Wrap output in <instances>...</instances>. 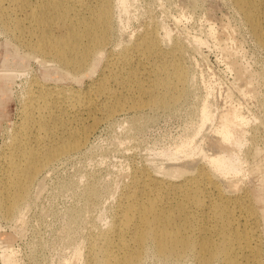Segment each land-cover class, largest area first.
<instances>
[{
  "label": "bare ground",
  "instance_id": "obj_1",
  "mask_svg": "<svg viewBox=\"0 0 264 264\" xmlns=\"http://www.w3.org/2000/svg\"><path fill=\"white\" fill-rule=\"evenodd\" d=\"M116 1L122 9L127 7L126 0H0V22H14L10 27L2 23L3 30L20 38L30 54H41L75 76L97 56L108 58L105 75L84 92L35 83L25 109L29 122L2 159L0 202L4 200L1 207L8 216L22 219L40 174L52 161L79 151L103 119L131 107L165 109L186 92L189 71L182 63L185 44L179 39L164 45L158 29L146 27L125 38L121 51L110 49ZM234 2L264 44V0ZM224 49L228 58L233 57ZM230 66L236 62L230 60ZM245 72L238 68L236 79L248 85L251 80ZM9 77L0 73V107L8 96ZM202 108L201 128L217 118L215 137L209 139L216 150L208 154V139H202L206 147L195 140L196 145L176 146L170 156L165 151L170 158L165 165L159 163L157 168L154 163L155 168L138 167L132 173L130 169L131 177L119 190L117 215L106 225L108 229L92 239L86 264H140L149 243L157 255L193 254L198 264H264V162L258 186L245 187V178L254 172L253 168L245 172L246 177L240 176L245 158L237 148L244 143L245 118L231 105L217 116L206 104ZM76 252L70 264H78L84 251ZM0 257L6 264H17L7 248Z\"/></svg>",
  "mask_w": 264,
  "mask_h": 264
},
{
  "label": "rangeland",
  "instance_id": "obj_2",
  "mask_svg": "<svg viewBox=\"0 0 264 264\" xmlns=\"http://www.w3.org/2000/svg\"><path fill=\"white\" fill-rule=\"evenodd\" d=\"M117 2L112 48H109L114 52L121 51L127 37H133L146 27L157 28L164 37V45L179 39L185 44L182 63L189 71V81L185 85L187 94L165 109L147 105L131 107L99 122L84 147L52 161L40 174L23 209L24 218L8 216L1 207L4 200L1 201L0 255L7 248L12 251L17 264H70L76 251H84L81 253L84 259H79L80 254L77 263L86 264L92 239L108 229L106 225H111L117 215L118 196L131 177L130 172L138 167L165 165L169 163L171 152L178 147L200 144L202 139H208L205 141L207 147L203 140L201 142L208 148H204L206 153L216 150L211 138L216 134L217 118L209 121H212L211 125L208 122L203 128L200 126L205 104L216 116L219 110L231 105L245 118L244 143L240 150L237 148L245 158L242 162L245 163L244 172L240 176L246 177L245 172L254 168V172L245 178V187L255 188L260 183L259 173L263 171L260 165L264 162V44L243 11L234 0H126L125 9ZM2 23H8L10 27L14 22L2 19L0 22V73L10 75L8 96L0 107V184L2 159L7 147L22 135L29 122L25 109L35 85L40 82L43 86H62L84 92L105 75L108 60L107 54L99 55L75 76L55 61H46L41 54H30L20 38L3 30ZM226 27L228 32L223 29ZM224 48H228L233 57L229 59ZM230 60L236 62L235 67L230 66ZM238 68L248 74L246 76L251 80L248 85L244 84L245 80L242 83L236 79ZM197 129H201L204 138ZM195 140L199 141L196 143ZM261 237L264 241V232ZM155 252L149 243L140 264H198L193 254L179 257L160 256ZM216 263L220 264L218 261L213 264ZM0 264H6L2 257Z\"/></svg>",
  "mask_w": 264,
  "mask_h": 264
}]
</instances>
